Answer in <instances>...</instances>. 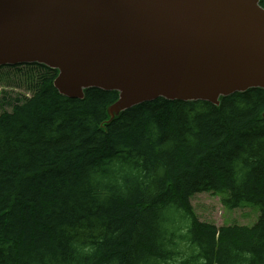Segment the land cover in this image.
Wrapping results in <instances>:
<instances>
[{
    "label": "trees",
    "instance_id": "16d2710c",
    "mask_svg": "<svg viewBox=\"0 0 264 264\" xmlns=\"http://www.w3.org/2000/svg\"><path fill=\"white\" fill-rule=\"evenodd\" d=\"M57 72L0 66V264H264L263 88L110 120L117 91L71 99ZM205 192L257 221H201Z\"/></svg>",
    "mask_w": 264,
    "mask_h": 264
},
{
    "label": "water",
    "instance_id": "95a60500",
    "mask_svg": "<svg viewBox=\"0 0 264 264\" xmlns=\"http://www.w3.org/2000/svg\"><path fill=\"white\" fill-rule=\"evenodd\" d=\"M143 2L161 13L137 15L125 0H0V66L55 69V88L71 99L117 91L110 120L159 97L219 106L222 96L264 89L259 0Z\"/></svg>",
    "mask_w": 264,
    "mask_h": 264
},
{
    "label": "rangeland",
    "instance_id": "374dc122",
    "mask_svg": "<svg viewBox=\"0 0 264 264\" xmlns=\"http://www.w3.org/2000/svg\"><path fill=\"white\" fill-rule=\"evenodd\" d=\"M260 6L262 7L261 4ZM0 87L1 97L4 87ZM191 200L199 219L215 222L217 226L231 224L252 226L258 219V207L247 206L228 210L221 203V195L214 192L198 193Z\"/></svg>",
    "mask_w": 264,
    "mask_h": 264
},
{
    "label": "bare ground",
    "instance_id": "6f19581e",
    "mask_svg": "<svg viewBox=\"0 0 264 264\" xmlns=\"http://www.w3.org/2000/svg\"><path fill=\"white\" fill-rule=\"evenodd\" d=\"M144 0H125V8L128 10H132L135 14L141 15V14H150L151 16H157L161 13L160 7H155V9H146V6L143 2ZM147 28L146 30L148 32H152V34L155 32L157 24H155L153 21H149L146 23ZM188 44H178L176 46L177 49L181 50L185 48Z\"/></svg>",
    "mask_w": 264,
    "mask_h": 264
}]
</instances>
